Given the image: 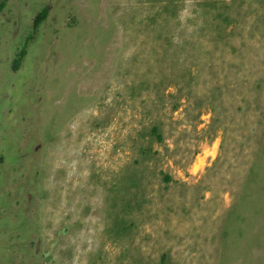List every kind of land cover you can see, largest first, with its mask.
Segmentation results:
<instances>
[{"label": "rangeland", "instance_id": "rangeland-1", "mask_svg": "<svg viewBox=\"0 0 264 264\" xmlns=\"http://www.w3.org/2000/svg\"><path fill=\"white\" fill-rule=\"evenodd\" d=\"M182 1L8 0L0 264H264V10L218 47Z\"/></svg>", "mask_w": 264, "mask_h": 264}, {"label": "trees", "instance_id": "trees-1", "mask_svg": "<svg viewBox=\"0 0 264 264\" xmlns=\"http://www.w3.org/2000/svg\"><path fill=\"white\" fill-rule=\"evenodd\" d=\"M8 0H0V14L5 10ZM153 4H156L160 8V13L163 16V26L166 28L169 26L172 20H178L179 14L183 8L182 0H149ZM196 13L198 19L202 22L206 28H200L197 32L198 37H209V41L212 44L218 45H230L232 36L239 25L238 18L234 14L237 11H241L244 7H249L257 10H264V0H199L196 3ZM49 8H44L34 19L33 30L37 31L40 25L47 19ZM33 36L31 35L25 44V46L18 53L17 58L14 61V71H18L25 56L27 55V47ZM240 47L234 45L233 51L238 52ZM191 76V83L193 79H196L197 69H189ZM195 81V80H194ZM179 105L174 107V110H178ZM150 136L158 143L164 141L163 133L160 126L153 125L150 129ZM144 157L148 158L150 154V148L142 151ZM253 173V169H252ZM166 182H171L170 176L164 177Z\"/></svg>", "mask_w": 264, "mask_h": 264}]
</instances>
